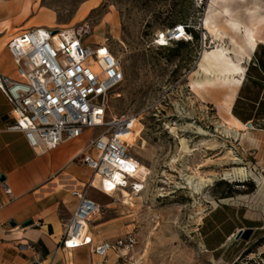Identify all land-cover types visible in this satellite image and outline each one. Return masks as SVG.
<instances>
[{
	"label": "rangeland",
	"instance_id": "rangeland-1",
	"mask_svg": "<svg viewBox=\"0 0 264 264\" xmlns=\"http://www.w3.org/2000/svg\"><path fill=\"white\" fill-rule=\"evenodd\" d=\"M228 4L247 26L264 15V0ZM211 8L212 0H0L11 34L35 26L75 28L86 42L108 45L124 63L125 81L110 97L107 119L122 113L138 117L137 143L130 151L149 174L137 195L126 187L134 203H124L121 189L108 196L99 183L89 190L102 206L91 221L95 242L123 245L102 258L91 246L69 251L59 243L54 252L66 264L81 258L92 264H264V43L244 59L243 84L231 109L244 125L236 124L226 111L231 89L193 86L205 56L232 61L244 45L236 28ZM173 22L192 27L190 42L176 50V43L156 45L155 38L170 32ZM257 23L264 35V20ZM229 128L237 136L228 137ZM80 160L71 167L79 175L71 182L76 185L95 175L84 174ZM240 167L249 170L245 179L225 176ZM188 177L195 184L212 181L197 191ZM58 185L71 193V186ZM62 213L57 241L70 217L66 209ZM108 220L110 227L98 225ZM241 229L252 232L237 238ZM32 252L42 262L49 251L38 243Z\"/></svg>",
	"mask_w": 264,
	"mask_h": 264
},
{
	"label": "built area",
	"instance_id": "built-area-1",
	"mask_svg": "<svg viewBox=\"0 0 264 264\" xmlns=\"http://www.w3.org/2000/svg\"><path fill=\"white\" fill-rule=\"evenodd\" d=\"M162 39L171 44L189 40L190 35L184 25H179L160 33L155 44L163 45ZM8 47L16 63V75L0 73V89L13 105L14 123L9 128L24 133L33 148L44 151L89 132L79 153L80 162L95 175L111 178L115 188L130 184L134 193L140 192L136 174L141 162L122 137L133 129L138 117L122 113L107 119L110 97L125 81L121 57L105 43L86 42L75 28L22 29L11 37ZM104 126L108 127L93 134ZM1 187L6 194L12 193L7 181H2ZM91 187H95L92 181L71 186L78 203L64 228L62 244L64 249L91 246L95 256L104 258L110 251L119 250L123 241L95 242L91 221L101 214L102 206L89 195Z\"/></svg>",
	"mask_w": 264,
	"mask_h": 264
},
{
	"label": "crops",
	"instance_id": "crops-1",
	"mask_svg": "<svg viewBox=\"0 0 264 264\" xmlns=\"http://www.w3.org/2000/svg\"><path fill=\"white\" fill-rule=\"evenodd\" d=\"M6 19L5 13L0 11V73L15 76L16 63L8 43L18 32L11 34L8 28H5L3 23ZM237 34L241 37L239 31ZM243 43V48L234 54L232 61L226 55L206 56L195 73L198 77L193 78V86L197 90L213 91L220 87L231 89L232 92L228 94L226 101V111L231 118L230 121L233 119L240 125H244V122L235 117L231 109L236 91L243 84L246 71L244 59L251 58L264 41L260 40L254 46L244 41ZM12 112V103L0 89V175H5L3 181H7L12 189L10 195L6 194L2 190L0 179V264H34L40 261L33 257L32 252L38 243L49 251L41 263L66 264L54 252L57 244L61 243L63 246L64 229L59 241L56 237L64 219L62 210L66 209L71 217L78 199L72 193L63 191L58 184L61 181L63 186L76 185L71 182L79 175L71 167L87 142L89 132L79 139L64 142L55 149L44 151L33 148L24 133L9 128L14 123ZM83 166L84 174L92 172L89 167L84 164ZM28 219H33L34 223L22 226ZM12 220L16 221L17 225H11ZM110 222L103 221L98 225L108 228L111 226ZM37 224L40 227H36ZM48 227L53 230L52 234ZM77 262L92 264V259L81 258Z\"/></svg>",
	"mask_w": 264,
	"mask_h": 264
},
{
	"label": "bare ground",
	"instance_id": "bare-ground-1",
	"mask_svg": "<svg viewBox=\"0 0 264 264\" xmlns=\"http://www.w3.org/2000/svg\"><path fill=\"white\" fill-rule=\"evenodd\" d=\"M212 10H219V14L224 16L225 18H227V21L229 24H231L232 26H234L236 28L237 31L240 32L241 37L243 39V41L248 44V45H256L258 41H264V35L259 32L260 30V25L257 23L260 20H264V15L259 14L258 16H255L252 21V25L247 26L245 24L244 21H242L239 18H236V16L233 14L232 9L230 8L229 4H228V0H212ZM213 18L211 16H207V18L205 19V25L206 27L209 28V26L212 24ZM163 44H166L168 42H166V40L162 39ZM206 56L202 59L201 62H203V60H205ZM138 120V119H137ZM137 120L135 121V123L133 124V129L131 131H128L126 133L123 134V138L126 139L130 146L133 147L136 145L137 143V137H136V131H137ZM246 129H248L249 124H246ZM226 132L228 133V137H232L233 135H235V133L232 130V128L226 129ZM226 133V134H227ZM237 136V134L235 135ZM144 146H145V142H144ZM249 170H247L244 167H240V168H234L231 171H227L225 172V176L226 177H230V178H244L248 177ZM149 174V171L147 168H145L143 165L140 164V170L139 172L136 174V177L139 179L138 186L140 188H144L143 182L145 181L147 175ZM94 180L92 181L93 184L95 185V187L97 188V185L100 183L101 184V188L102 191L109 196V194L113 193L115 190L117 189H121L122 194H123V199H124V203H127L130 205H132L134 203V197L131 195V193H129V191H127V186L126 185H121L120 187H116L115 188V182L106 176H103L101 174H96L94 175ZM186 180H188V184H190L191 187H194L197 191H199L201 188L203 189V186H206L208 184V182L210 183L212 180H204V179H200V182H198L197 184L194 183V180L190 177H188ZM134 194H138V193H134ZM126 204V205H127ZM87 226L90 227V224L87 223ZM76 241L80 242V239L77 237ZM79 245V244H78ZM81 248V247H78ZM76 248V249H78ZM67 250H74V249H67ZM43 264V263H41Z\"/></svg>",
	"mask_w": 264,
	"mask_h": 264
},
{
	"label": "trees",
	"instance_id": "trees-1",
	"mask_svg": "<svg viewBox=\"0 0 264 264\" xmlns=\"http://www.w3.org/2000/svg\"><path fill=\"white\" fill-rule=\"evenodd\" d=\"M176 24H177V22H173V23L169 24V26L174 28L176 26ZM184 26H185V29H186L187 33H189L191 35H195V32L192 29V27L188 26L186 23H184ZM189 42H190V40H184V39L176 40V41L172 42V43H176L177 44L176 47H173L172 50H176L177 48L183 47V46L187 45ZM168 46H170V44L161 45V47H168Z\"/></svg>",
	"mask_w": 264,
	"mask_h": 264
},
{
	"label": "water",
	"instance_id": "water-1",
	"mask_svg": "<svg viewBox=\"0 0 264 264\" xmlns=\"http://www.w3.org/2000/svg\"><path fill=\"white\" fill-rule=\"evenodd\" d=\"M55 31H53V33H54ZM0 179L3 181V180H5V175H0ZM10 223H11V225H13V226H15V225H17V223H16V221H14V220H12V221H10ZM34 223V220L33 219H28L27 221H24L23 223H22V226H29V225H31V224H33ZM251 230L250 229H247V230H244V229H241L239 232H238V234H237V238H239L241 235H243V234H245V236L246 237H249L250 236V234H251ZM34 264H38V261H36Z\"/></svg>",
	"mask_w": 264,
	"mask_h": 264
}]
</instances>
